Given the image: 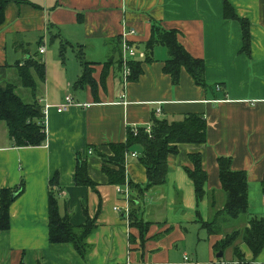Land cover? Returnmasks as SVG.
<instances>
[{"label": "crops", "instance_id": "crops-1", "mask_svg": "<svg viewBox=\"0 0 264 264\" xmlns=\"http://www.w3.org/2000/svg\"><path fill=\"white\" fill-rule=\"evenodd\" d=\"M9 1L0 28V90L11 84L16 91L15 66L39 58L45 63V80L35 78V100L41 108L51 107L40 146L14 147L0 121V191L23 185L9 206V228L0 232V264H187L185 255L201 264H264V248L253 257L241 241L236 244L242 260L230 247L222 253L226 260L218 261L214 244L223 235H209L202 227L225 204L219 158H229L232 171L247 175L248 210L238 230L252 218H264V0ZM224 1L248 21V55L241 52V26L224 18ZM153 24L176 31L188 54L204 62L205 87L193 84L183 70L178 84L172 85L162 72L169 59L165 47L155 45L153 60L145 63ZM129 30L136 31L126 38L135 57L127 60L130 66L141 62L142 74L123 83L121 41ZM80 53L93 63V81L74 87L82 75ZM109 60L114 63L102 79V66ZM68 95L75 105L57 113L54 106L63 105ZM189 114L206 122L205 144L179 145L178 153L167 157L163 185L139 197L130 191L126 198L117 189L124 185L108 184L99 155L112 156L110 145L123 143L132 127H151L153 117L178 122ZM142 153L143 148L135 146L125 154V182L146 185ZM196 153L207 173L200 203L186 173L193 169L189 156ZM80 161L86 162L94 189L74 184ZM55 176L61 215L74 227L87 218L95 223L83 257L69 244L49 243L48 197ZM132 209L147 225L142 238L129 224L126 211Z\"/></svg>", "mask_w": 264, "mask_h": 264}, {"label": "trees", "instance_id": "trees-1", "mask_svg": "<svg viewBox=\"0 0 264 264\" xmlns=\"http://www.w3.org/2000/svg\"><path fill=\"white\" fill-rule=\"evenodd\" d=\"M9 0H0V28L4 25V10ZM224 18L231 21H237L241 26L242 49L241 52L248 55L250 50V26L247 20L239 18L231 6L224 1ZM153 33L147 42L148 51H146L145 63L150 64L153 58L150 57L151 49L155 45H160L167 49L169 59L165 61L162 72L168 75L172 85H177L181 71H185L192 79L196 86L204 85V62L201 59L191 57L185 50L183 45L177 40V32L174 30L160 29L154 24L151 26ZM64 50L59 53L63 58ZM120 56V51H119ZM118 56V57H119ZM81 64V77L74 84L78 87L82 84H90L92 69L90 63L83 60L82 54L77 55ZM119 59V58H118ZM120 65V60L117 61ZM114 61H106L102 66V79L105 77L107 68ZM99 65V64H97ZM16 73L21 85L33 93V102H24L14 90L11 84H8L4 90H0V121L5 123L7 134L9 135L14 147H36L42 145L46 140L44 132L45 127L41 119L42 108L38 104L36 97V88L38 79L40 83L45 80V63L39 58L30 59L20 66L17 64ZM130 67L131 76L128 80L134 82L142 74L141 62L132 63ZM206 122L200 115L189 114L181 121L168 122L167 120H159L152 118L150 134L142 127L138 128L137 134L131 131L127 133L125 141L119 144H112V156L106 157L99 155L104 165L102 173L106 175L109 185L123 186L125 182L124 156L135 146L143 148L142 156L139 158L140 163L145 168L147 174V183L144 186H136L128 183L131 193L138 197L153 187H159L164 184L167 177V157L178 153V146L181 144L203 145L206 141L207 133ZM190 162L193 166L192 170L186 169V173L194 187L195 201L202 202L204 199L205 184L207 181V173L202 169V158L198 153L190 155ZM219 172V184L225 196V204L221 210L214 214V218L209 222H203L202 227L209 235H221L217 223L224 224L229 220L239 219L242 215L247 216L248 210V186L246 172H234L230 168L229 158H219L217 160ZM74 184L77 187H87L94 189L95 184L91 181L87 174V164L80 161L74 173ZM264 192V178L261 182ZM58 178L55 176L50 182V193L48 197V220H49V243L53 244H69L80 257L86 255L88 250L85 240L90 232L94 229V221L87 218L82 226L74 227L68 216L61 215L58 205ZM23 190V185L13 189H3L0 191V232L9 228V206L14 199ZM13 195H16L14 198ZM131 195V194H130ZM129 224L135 227L142 238L147 225L139 221L137 211L128 212ZM245 216V217H246ZM221 220V221H220ZM223 235V234H222ZM237 241H241L247 245L253 257H256L264 248V218L256 217L248 221V225L242 230H234L231 233L223 235L222 239L214 244L216 253L221 251L224 253L228 248H232L237 259L242 260L241 252L238 250ZM220 259H218L219 261Z\"/></svg>", "mask_w": 264, "mask_h": 264}, {"label": "built area", "instance_id": "built-area-1", "mask_svg": "<svg viewBox=\"0 0 264 264\" xmlns=\"http://www.w3.org/2000/svg\"><path fill=\"white\" fill-rule=\"evenodd\" d=\"M136 35V31L134 30H129L128 32L124 33L122 35V41H121V44H122V47H121V51H122V54H123V58L121 57L122 59V62H121V73H122V81L123 83H126L129 79V77L131 76V73H130V68H129V62H128V58H134L135 57V49L133 48L132 44H130L129 42L126 41V38L130 37V36H135ZM45 52L44 48H41L39 50V54L40 55H43ZM41 101V100H39ZM75 105L73 103V100L72 98L68 95L66 96L65 98V101H64V104L63 105H58V106H54L56 107V111L57 113H62L64 112V110H66L68 107L70 106H73ZM88 106V105H86ZM51 105H45L43 108H42V112H41V119L43 120V124H44V127H46V117H47V114H48V110L50 109ZM160 112V109L156 110L155 114H158ZM138 128L140 127H132L130 129V131L133 133V134H137L138 132ZM144 129L146 130V132L148 134H150L151 130H150V126H147V127H144ZM91 154V151H89V155ZM131 157H136V154L135 153H132L130 154ZM119 192H121V194H124L126 196V198L129 196L130 194V189H129V186H128V183L127 181L125 182L124 184V187L123 188H120L118 187L117 188ZM262 199L264 200V195L262 196ZM126 213H128V211H126ZM183 260L187 263V264H201V263H197V262H194L192 260L189 259V257H187L186 255L184 256ZM208 264H215V263H208ZM216 264H239V263H224V262H217Z\"/></svg>", "mask_w": 264, "mask_h": 264}, {"label": "rangeland", "instance_id": "rangeland-1", "mask_svg": "<svg viewBox=\"0 0 264 264\" xmlns=\"http://www.w3.org/2000/svg\"><path fill=\"white\" fill-rule=\"evenodd\" d=\"M48 46V45H47ZM49 47V46H48ZM57 59V58H56ZM59 59V58H58ZM65 59H66V57H65ZM59 61H61L60 59H59ZM61 62H63V61H61ZM56 63H58L57 62V60H56ZM47 67V66H46ZM60 67H64L63 65H60ZM16 76V75H15ZM16 79H17V83L19 84H15L16 85V92H17V95L24 101V102H26V103H29V102H31V99L30 98H28V97H30L31 95H28L30 92H29V90H26V88H24L22 85H21V83L19 82V79H18V76H16ZM41 102H43V101H41ZM40 102V103H41ZM44 106H45V104H44ZM43 106V107H44ZM223 196H224V194H223ZM224 199H225V196H224ZM246 215H242L239 219H236V220H229V221H227V223H224V224H220V223H217V227L219 228V230H220V233H221V235L223 234V235H226L227 233H231L232 231H234V230H238L239 228H238V226H239V224H241V222H242V220H243V218L245 217ZM213 219V218H212ZM221 221V220H220ZM225 255H226V253H225ZM222 260H226V256H224V258H222Z\"/></svg>", "mask_w": 264, "mask_h": 264}, {"label": "water", "instance_id": "water-1", "mask_svg": "<svg viewBox=\"0 0 264 264\" xmlns=\"http://www.w3.org/2000/svg\"><path fill=\"white\" fill-rule=\"evenodd\" d=\"M16 195H13V197L12 198H14ZM216 258L217 259H221L222 258V252L221 251H219L217 254H216Z\"/></svg>", "mask_w": 264, "mask_h": 264}]
</instances>
